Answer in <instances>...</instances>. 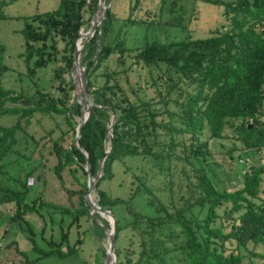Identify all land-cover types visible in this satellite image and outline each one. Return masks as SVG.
<instances>
[{
	"label": "trees",
	"instance_id": "obj_1",
	"mask_svg": "<svg viewBox=\"0 0 264 264\" xmlns=\"http://www.w3.org/2000/svg\"><path fill=\"white\" fill-rule=\"evenodd\" d=\"M178 1L130 0L109 37L111 2L101 24L83 40L78 61L91 104L77 143L87 152L91 175L104 156L91 189L97 193L93 201L114 216L113 264H244L245 254L251 263L250 258H264L257 248L264 245V168L245 166V158L264 146V0H197L219 18L207 33L125 44L120 34L127 25L157 24L164 10L183 9ZM96 3L58 0L53 9L25 17L18 53L25 71L18 78L31 81L33 92L0 84V117L7 121L0 122V203L14 202L7 219L37 253L27 258L11 239L6 245L15 244L25 264L75 253L83 238L77 235L69 244L67 232L82 215L91 219L97 237L108 228L105 218L89 213L84 199L85 156L74 144L78 120L73 117L79 116L80 104L71 100L69 74L62 75L72 68L76 37L90 25ZM3 48L0 43V73L7 69ZM50 59L61 61L53 74L57 94L32 79ZM74 93L77 98L75 88ZM209 138L231 142L225 152L228 167L237 168L233 182L213 180L217 163L208 153ZM12 162L18 165L10 177ZM28 176L37 192L31 197ZM66 176L73 187L65 186ZM48 178L63 188V197L48 198L53 192ZM42 207L59 214V240L49 238L47 247L38 245L32 222L23 216H42ZM63 216L68 221L61 228Z\"/></svg>",
	"mask_w": 264,
	"mask_h": 264
},
{
	"label": "rangeland",
	"instance_id": "obj_2",
	"mask_svg": "<svg viewBox=\"0 0 264 264\" xmlns=\"http://www.w3.org/2000/svg\"><path fill=\"white\" fill-rule=\"evenodd\" d=\"M105 1L106 0H104V2ZM129 1L130 0H110L109 3L112 2L113 18L112 26L108 31L109 37L116 33L119 22L127 14ZM57 2L58 0H0V43L4 47V50L1 53V61L7 67V69L0 73V84L3 87L12 88L15 91H18L20 88H25L29 93L33 92L34 87L31 81L22 77V75H20L22 79L18 78L19 74L25 71L23 60L18 56V53L22 50L23 43L20 29L23 26L25 17H29L33 13L51 10L57 5ZM177 3H181L183 9L177 8V11L175 10L174 13L164 10L160 15L161 20L157 24L147 28L140 24L127 25L125 31L120 34L121 37L124 38L125 44L132 46L141 44L145 40L150 41L151 39L166 40V38L179 39L186 35L192 37L200 36L207 33L209 28L217 26L219 18L216 12L211 9L210 5H206L197 0H179ZM139 12H141V9H139L136 14ZM87 15L88 13H85L84 17ZM189 15H191V18L187 20ZM179 21L181 22L178 23ZM85 24H87V22H85L84 25ZM61 46L62 43L58 40L57 47L61 48ZM60 63L61 61L59 59H50L43 67L35 70L34 75L32 76L33 81L39 87L46 90H53L54 94H57V89H53V81L55 82L53 74L54 69ZM68 74L71 78L70 70H68V73H62L65 78H67ZM73 90L72 84L70 94H73V96L71 100L75 97ZM84 102L85 101L83 100V103ZM73 118L78 120L79 116L74 115ZM0 122L6 123L7 121L3 117H0ZM47 126L54 127L55 125L50 123ZM225 132L230 133L228 130H225ZM203 138H205V136H203ZM207 142L210 159L217 163L214 172H210L213 180L219 184L227 180L233 182L230 177L237 171V168L234 163L231 164L230 168L228 167L227 154L225 152L231 146V142L229 139L222 138H209L207 139ZM235 152L236 150L232 153ZM245 159H247L245 166L260 163L264 168V146L259 153H254L252 156H247ZM24 164L25 162L20 163L21 166ZM17 165L18 164L12 162L7 166L10 170V177L13 176L12 172ZM26 184L33 186L32 176L26 177ZM73 185L71 177L66 176L65 186L73 187ZM48 187L49 189H53L52 194H49L48 198L63 197L65 194L63 188L56 187L53 178H48ZM36 193V186H33L30 189L28 196L31 197L32 195H36ZM93 194L96 200V191L93 190ZM14 209V202L0 203V217H4L3 220H0V264H25V256L14 248L15 244L16 247L25 252L27 258H32L37 255V253L30 248L31 244L24 236L22 230L14 222L7 219L8 215L11 214ZM39 211L42 213V216L34 213H25L23 216L32 222L35 232V240L38 245L41 247H47V240L49 238L54 241L59 240V214H57V211H51V209L46 210L43 207L39 209ZM92 218L97 222H101L98 218ZM60 219L61 228H64L68 218L63 216ZM91 227V219L82 215L79 219L78 225L71 224L67 232V242L69 244L74 241V238L77 235H81L83 238V241L79 244L76 252L63 258L50 257L38 259L36 261L37 264H65L69 261H75L79 264H92L95 259L102 260L103 262L104 255L101 253V249L105 251L107 247L108 236L105 235V230L107 228L104 229L103 235L97 237L92 232ZM11 239H13L15 244L6 245ZM60 247L62 249L65 248L64 240L60 242ZM257 248L264 251L263 244H258ZM243 253L245 252L243 251ZM248 259L249 257L245 254L243 258L244 264H264V258H250L251 263L248 262Z\"/></svg>",
	"mask_w": 264,
	"mask_h": 264
},
{
	"label": "water",
	"instance_id": "obj_3",
	"mask_svg": "<svg viewBox=\"0 0 264 264\" xmlns=\"http://www.w3.org/2000/svg\"><path fill=\"white\" fill-rule=\"evenodd\" d=\"M110 0H106L104 2V0H97L94 12L91 16L90 19V25H89V29L86 31V35L90 36L92 35L93 31L95 30L97 25H100L102 22V18H103V14H104V10L105 8L108 6ZM99 11V12H98ZM81 36L80 33H78L75 43H74V51H73V61H72V68L74 69V71H76L78 77L77 79L79 80V87L83 92V99H77L76 95H75V99H77L78 103L80 104V114H79V119L76 123L75 126V133H74V144L76 147H78L81 151H83V149L78 145L77 143V138L79 136V132H80V127L83 124V122L85 121L86 117H87V107H89V105L91 104V100L87 91V87H86V79H85V75H84V68L81 67L79 65V61H78V56H79V48L77 46V39ZM96 41H98V38L96 39ZM71 68V70H72ZM70 70V71H71ZM72 84H73V89L75 88L74 85V78L72 77ZM74 93V90H73ZM73 94H71V98H72ZM83 100L85 101L83 103ZM113 121V114L110 115V124ZM109 129V126H108ZM111 134L109 132H107V138L108 140H110ZM108 151V148L106 149V152ZM83 154L85 156V172H86V192L84 193V199L86 200V202L89 204L90 206V210L89 213H93L96 212L98 213L101 217L105 218L108 222V228L105 230V234L108 236V243H107V247L104 251V260H103V264H113L114 262V252H113V236H114V216L111 213V211L109 209L106 208H101L99 205L97 204H93L90 199H89V191L90 189L93 188L94 183L96 182L97 177L99 176V168L101 166L102 160L104 158L101 157L99 163H98V167L96 169V172L94 175H91L90 171H89V160L87 157V152L83 151ZM101 223V222H99Z\"/></svg>",
	"mask_w": 264,
	"mask_h": 264
},
{
	"label": "bare ground",
	"instance_id": "obj_4",
	"mask_svg": "<svg viewBox=\"0 0 264 264\" xmlns=\"http://www.w3.org/2000/svg\"><path fill=\"white\" fill-rule=\"evenodd\" d=\"M88 29H89V25H88L86 31H87ZM86 31L84 32L83 36H82V34H81V36H80L79 53H80V49L82 48L83 40H84V38L86 37ZM78 58H79V56H78ZM72 77L74 78V85H75V90H76V93H77V99H78V100H79V99H83V92H82V90H81L80 87H79L80 84H79V80L77 79L78 75H77L76 71H74L73 68H72ZM77 99H75V100H77ZM89 199H90V201H91L93 204H95L94 201H93V190H91V189H90V191H89ZM91 214H92V213H91Z\"/></svg>",
	"mask_w": 264,
	"mask_h": 264
},
{
	"label": "built area",
	"instance_id": "obj_5",
	"mask_svg": "<svg viewBox=\"0 0 264 264\" xmlns=\"http://www.w3.org/2000/svg\"><path fill=\"white\" fill-rule=\"evenodd\" d=\"M240 161H242V159H240Z\"/></svg>",
	"mask_w": 264,
	"mask_h": 264
}]
</instances>
